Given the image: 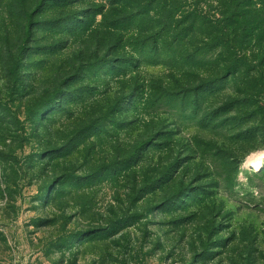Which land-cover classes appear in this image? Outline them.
I'll use <instances>...</instances> for the list:
<instances>
[{
    "label": "rangeland",
    "instance_id": "1",
    "mask_svg": "<svg viewBox=\"0 0 264 264\" xmlns=\"http://www.w3.org/2000/svg\"><path fill=\"white\" fill-rule=\"evenodd\" d=\"M262 152L264 0H0V264H264Z\"/></svg>",
    "mask_w": 264,
    "mask_h": 264
},
{
    "label": "bare ground",
    "instance_id": "2",
    "mask_svg": "<svg viewBox=\"0 0 264 264\" xmlns=\"http://www.w3.org/2000/svg\"><path fill=\"white\" fill-rule=\"evenodd\" d=\"M262 164H264V152L256 155V156H251L250 158H247L243 166L244 168H252V169H258Z\"/></svg>",
    "mask_w": 264,
    "mask_h": 264
},
{
    "label": "trees",
    "instance_id": "3",
    "mask_svg": "<svg viewBox=\"0 0 264 264\" xmlns=\"http://www.w3.org/2000/svg\"><path fill=\"white\" fill-rule=\"evenodd\" d=\"M239 2H240V1H239ZM239 2H238V3H239ZM235 5L237 6V3H236ZM235 5H234V6H235Z\"/></svg>",
    "mask_w": 264,
    "mask_h": 264
}]
</instances>
